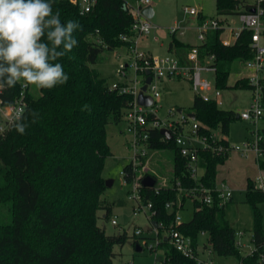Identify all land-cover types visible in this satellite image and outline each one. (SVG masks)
I'll return each mask as SVG.
<instances>
[{
    "label": "trees",
    "instance_id": "1",
    "mask_svg": "<svg viewBox=\"0 0 264 264\" xmlns=\"http://www.w3.org/2000/svg\"><path fill=\"white\" fill-rule=\"evenodd\" d=\"M52 7L54 13L59 11L62 22L79 23L81 27L73 33L78 43L57 61L69 76L66 84L40 89L38 97L27 93L25 133H18L13 121L0 133V212L10 213L9 221L0 219V264H114L115 245H124L128 237L125 233L107 234L98 222L100 217L111 218L112 211V205L102 198L107 188L103 173L112 155L107 125L124 119V111L133 97L111 89V83L94 65L104 51L127 46L121 35L132 33L133 17L127 0H98L86 14H81L67 0H54ZM216 10L218 17L237 14L239 0H216ZM250 38L251 32L244 31L231 46L217 42L208 47L209 52L217 55L216 85L220 89H250L245 78L229 82L234 62L252 57ZM43 42L47 43L46 36ZM184 46L172 36L170 49ZM20 91L18 83L0 92V100L4 104L13 102ZM32 112L37 114L35 123ZM192 112L200 124L201 135H210L219 128L228 133L229 124L237 118L234 110L223 109L215 101H204L195 95ZM262 135L264 149V128ZM149 141V154L163 149L173 152L170 184L143 186L141 180L145 175L156 179L149 172L139 178L142 203L150 202L156 211L152 220L169 227L178 210L177 182L192 188L199 180L190 177L188 159L181 155L173 138L163 135L161 129H153ZM227 157L199 148L198 164L204 169L200 181L204 185H216L217 169ZM259 162L264 172V154ZM123 171L126 182H133L138 176L130 162L123 166ZM187 198L181 196V207ZM245 201L254 210L252 237L258 249L253 255H246L236 245V229L225 213L227 204L219 205L217 198L212 204L193 198L191 219L176 228L190 236L195 246L198 234L209 232L215 255L234 257L244 264H259L264 242V214L259 204L264 202V194L254 189L252 178L248 179ZM169 202H174L171 208L166 206ZM162 247L166 251V264H197L166 240Z\"/></svg>",
    "mask_w": 264,
    "mask_h": 264
},
{
    "label": "built area",
    "instance_id": "2",
    "mask_svg": "<svg viewBox=\"0 0 264 264\" xmlns=\"http://www.w3.org/2000/svg\"><path fill=\"white\" fill-rule=\"evenodd\" d=\"M77 6L81 14L91 12L98 0H67ZM152 4L151 0H136L134 4H129L130 12L133 17L131 26V34L121 35V39L127 43L126 56L121 60L116 67L118 79L110 84L111 89H116L120 93L132 95V101L128 108L124 111V119L127 122L126 132L130 135L128 139V147L132 151L130 160L134 172L140 171L144 167L145 160L149 155L150 147V132L153 129H167L172 134V138L178 147L182 156L188 159V170L190 177L194 180H199L198 184L192 188L182 187L180 182H177L179 189V198L176 201L177 208L182 205L181 196L185 195L188 198H197L204 203L212 204L215 198L218 199L219 205H226L232 200L233 190L229 184L221 182L214 187L204 185L200 178L204 170L199 164L198 150L199 148L209 149L216 155L228 154L232 149L241 152L242 156H247L248 152L256 154L258 163L263 157L264 149L261 147L263 138L262 130L264 127L259 126V122L264 120V0H254L250 4V9H240L238 14L239 24L236 26L229 23L228 18L231 15L221 16L217 18L203 17L201 11L194 7H186L185 12L190 15L191 19L196 21L195 29L197 31L196 38L198 43L190 45L185 56L179 54L160 55L150 53L141 47V39L144 36H149L158 28L152 23L151 19L142 13V8ZM190 28L189 23L183 25L178 24L169 28V33L173 36L184 35ZM244 31L251 32L249 48L252 53L250 59L239 60L244 63L243 71L237 78H245L247 84L252 90V101L248 109L239 114V118L248 120L255 125L253 130V138H249L242 145L232 146L226 143V137L213 130L210 135L199 134L200 127L196 118H192L190 113L185 112L181 108H168L166 117L159 115L161 108L160 100L161 93L158 87V82L162 80H177L186 79L190 82L192 91L195 96L202 98L204 101H215L221 107L224 104L222 93L223 90L216 85L217 73V55L214 52H209L208 47L220 42L224 46H231L236 43ZM154 39L157 38L154 36ZM132 70V74L128 70ZM146 70L150 71L151 81L147 85L144 94L153 98V104L149 106L138 103L137 98L142 86L147 78ZM208 74L213 75V81L209 80ZM21 91L13 102L4 104L0 100V132L3 133L10 122L13 121V116L16 110L27 105V93L29 86H23L20 83ZM261 170V169H260ZM124 174V171H122ZM138 185H135L134 190L130 195L138 201L137 208L141 210L146 206L150 211V219L155 214L152 204L142 203V196ZM254 189L264 193V172L254 179ZM174 202L167 203V208H171ZM172 223L167 227L163 222L153 224L155 237L151 240L150 237L144 234L141 228L135 230V235L140 238L137 244L146 247L149 250L161 253V263L166 264V251L162 247V243L166 240L168 244L184 256L191 258L197 264H217L212 258L214 254L212 246L209 243L205 245L208 257L203 258L199 254L198 245L195 246L192 238L176 227L182 220L178 213ZM137 210H135V213ZM112 223L116 224V216L112 218ZM244 236L243 230H236V245L246 254L253 255L258 249L253 242V235L250 238V243L242 240ZM262 252L260 255V263L264 264V242L261 245ZM134 264V263H129ZM156 264V263H154ZM235 264H244L243 261H236Z\"/></svg>",
    "mask_w": 264,
    "mask_h": 264
},
{
    "label": "rangeland",
    "instance_id": "3",
    "mask_svg": "<svg viewBox=\"0 0 264 264\" xmlns=\"http://www.w3.org/2000/svg\"><path fill=\"white\" fill-rule=\"evenodd\" d=\"M129 4H134L136 0H127ZM155 9V14L151 18L153 24L158 26L149 37L145 38L141 47L149 48L150 53L160 55L174 54L168 49L172 35L169 28L178 24L190 23L191 17L185 12L186 7L194 6L201 11V14L210 18H217L216 0H151ZM254 0H239L240 9H244L246 5H250ZM229 23L236 26L239 24L238 14H233L228 18ZM159 36V41L153 40V35ZM196 31L191 30L185 36V40L191 43H197ZM184 37V36H181ZM162 44V45H161ZM144 45V46H143ZM126 53V47L117 48L115 50H106L102 53L98 63L94 67L100 74L108 79L110 83L116 81L119 77L116 67L121 61V55ZM244 63L235 61L232 65L233 74L230 77V83L240 75V71L244 69ZM128 73L132 74L129 69ZM209 80L213 81V75L208 74ZM161 93L159 115L166 117L168 108H181L185 112H192L194 92L192 91L190 82L186 79L162 80L158 82ZM29 93L38 97L40 89L35 86H29ZM222 98L224 104L223 109H231L240 114L248 109L252 101V90L247 88H228L223 90ZM260 127H264V120L259 122ZM127 122L125 119L118 123L111 122L107 125V142L110 145L112 155L107 159L103 175L106 179H113L114 182L108 186L102 195L103 200L112 205V211L109 219L99 218V225L104 227L107 234L127 235V241L124 245H115L116 253L113 258L114 264H162L161 253H155L148 248L142 246L137 250V243L140 238L135 235V230L141 228L148 237H155L152 220L150 219V211L144 206L138 210V201L131 198L130 195L134 190V182H126L123 178V166L129 163L132 157V151L128 147V139L130 135L126 132ZM255 125L248 120L236 118L229 124V132L223 135L229 139L230 145H242L249 138H253V130ZM222 135L219 128L217 130ZM1 133V132H0ZM226 161L217 169L218 184L225 182L230 185L233 190V197L225 207L226 217L229 223L236 230H243V241L250 243L252 230L254 227V210L253 207L245 201L248 179L253 180L260 174V166L255 153L248 152L247 156H242L241 152L232 149L228 154ZM173 170V152L170 149L156 150L150 152L145 160L144 167L138 171V176L145 173H153L156 175V186L170 184V177ZM203 171V170H201ZM137 176V177H138ZM224 180V181H222ZM135 185H138V179H135ZM263 193V192H262ZM264 194V193H263ZM261 212L264 214V202L259 204ZM135 210L137 212L135 213ZM194 212V206L191 198H187L178 213L182 221L191 219ZM0 219L3 221L10 220L9 211L0 212ZM99 215H103V211H99ZM116 216L117 223H112V218ZM210 233L200 232L198 234L199 254L203 258H207L208 254L205 250V244L209 245ZM217 264H232L236 262L234 257H221L212 254Z\"/></svg>",
    "mask_w": 264,
    "mask_h": 264
},
{
    "label": "clouds",
    "instance_id": "4",
    "mask_svg": "<svg viewBox=\"0 0 264 264\" xmlns=\"http://www.w3.org/2000/svg\"><path fill=\"white\" fill-rule=\"evenodd\" d=\"M54 0H0V92L18 83L52 89L68 82L59 61L77 45L73 33L81 26L60 19ZM46 36L47 43L43 42ZM33 123L37 114L32 112ZM25 107L13 116L15 130L23 135Z\"/></svg>",
    "mask_w": 264,
    "mask_h": 264
},
{
    "label": "water",
    "instance_id": "5",
    "mask_svg": "<svg viewBox=\"0 0 264 264\" xmlns=\"http://www.w3.org/2000/svg\"><path fill=\"white\" fill-rule=\"evenodd\" d=\"M142 13L146 17L151 19L154 16V14H155V9H154L153 5L150 4V5H147V6L142 8ZM145 73L147 74V78L145 80V84L142 86L141 91L139 92L137 101L141 105L149 106V105L153 104V98L151 96L147 95V94H144V91L147 89V85L151 81V75H150V71L149 70H146ZM190 116L192 118H194V119L196 118V115H195L194 112L190 113ZM238 117H239V114H237V118ZM161 133L163 135H165L166 137H168L169 139L172 138V134L167 129H164V128L161 129ZM113 182H114L113 179H106L107 187L111 186L113 184ZM155 183H156V179L153 176H151V175H145L142 178V180H141V184L143 186H147V187L154 186ZM153 224L156 225V220H153ZM136 248H137V250L141 249V247L138 244H137Z\"/></svg>",
    "mask_w": 264,
    "mask_h": 264
},
{
    "label": "crops",
    "instance_id": "6",
    "mask_svg": "<svg viewBox=\"0 0 264 264\" xmlns=\"http://www.w3.org/2000/svg\"><path fill=\"white\" fill-rule=\"evenodd\" d=\"M203 15V14H202ZM204 16H206V17H208L207 15H204ZM189 26H190V28L187 30V32L184 34V35H177L176 36V38L178 39V40H180L181 42H183L184 44H186V46H184V47H173L172 49H170V44H169V47H168V49L169 50H171L172 52H174V54H179V55H182V56H185L186 55V53H187V51H188V48H189V46L190 45H193V44H196V43H191L190 41H186L184 38H185V36H186V34H188L191 30H195L196 31V29H195V23H196V21L194 20V19H191V20H189ZM187 23V22H186ZM158 29V28H157ZM156 29V30H157ZM196 33H197V31H196ZM154 36L157 38V40H155L154 39ZM181 36H184V37H181ZM196 36V35H195ZM147 37H149V36H144L142 39H141V45L143 44L142 42L145 40V38H147ZM153 40L155 41V42H157V41H159V36L156 34V32L154 33V35H153ZM198 43V42H197ZM162 45V44H161ZM144 46V45H143ZM143 49L144 50H146V51H148L149 50V48H145V47H143ZM149 52V51H148ZM127 58V56H126V54L124 53V54H122L121 55V60H124V59H126ZM172 81V80H171ZM114 82V81H113ZM228 141H229V139H227ZM229 143H230V141H229ZM254 153V152H253ZM256 155V154H255ZM257 158V157H256ZM222 181H224V180H222ZM218 182L219 181H217V178H216V183L218 184ZM206 245V244H205ZM236 263V262H235ZM235 263H232V264H235Z\"/></svg>",
    "mask_w": 264,
    "mask_h": 264
}]
</instances>
